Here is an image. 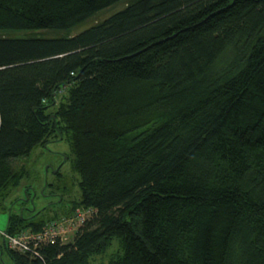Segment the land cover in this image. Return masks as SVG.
Returning <instances> with one entry per match:
<instances>
[{
	"label": "trees",
	"instance_id": "obj_1",
	"mask_svg": "<svg viewBox=\"0 0 264 264\" xmlns=\"http://www.w3.org/2000/svg\"><path fill=\"white\" fill-rule=\"evenodd\" d=\"M120 1L0 0V29L68 30ZM51 135L81 195L6 231L95 212L37 258L6 245L14 264H90L114 238L107 264H264V0H134L78 34L0 35V200Z\"/></svg>",
	"mask_w": 264,
	"mask_h": 264
},
{
	"label": "rangeland",
	"instance_id": "obj_2",
	"mask_svg": "<svg viewBox=\"0 0 264 264\" xmlns=\"http://www.w3.org/2000/svg\"><path fill=\"white\" fill-rule=\"evenodd\" d=\"M133 1L122 0L98 12L94 18L68 30L0 29V35L25 37L31 35L67 36L78 34L95 22L101 21L123 9ZM73 157L71 144L67 137L51 135L47 143L36 146L28 156L12 161L15 169L24 168L26 171L19 185L9 195L0 200V231H6L11 214L24 213L26 216H31L36 211L43 209L39 216L48 215L54 213L59 206L80 197V178L73 170ZM58 171H60V175H57ZM119 248V240L114 238L105 252L93 256L90 264H107L110 257L117 253ZM0 264H14L1 236Z\"/></svg>",
	"mask_w": 264,
	"mask_h": 264
},
{
	"label": "built area",
	"instance_id": "obj_3",
	"mask_svg": "<svg viewBox=\"0 0 264 264\" xmlns=\"http://www.w3.org/2000/svg\"><path fill=\"white\" fill-rule=\"evenodd\" d=\"M66 89L67 86H63L60 93L65 92ZM94 212L92 208L78 206L70 214L48 221L39 231L28 229L18 234L0 231V236L11 250L37 258L44 247L57 242L61 244L71 242Z\"/></svg>",
	"mask_w": 264,
	"mask_h": 264
},
{
	"label": "water",
	"instance_id": "obj_4",
	"mask_svg": "<svg viewBox=\"0 0 264 264\" xmlns=\"http://www.w3.org/2000/svg\"><path fill=\"white\" fill-rule=\"evenodd\" d=\"M55 172H57V171H55Z\"/></svg>",
	"mask_w": 264,
	"mask_h": 264
}]
</instances>
